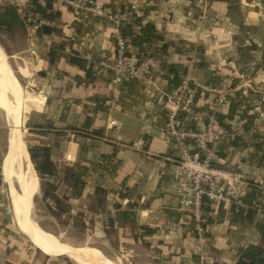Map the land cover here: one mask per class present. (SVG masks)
Segmentation results:
<instances>
[{"label":"crops","instance_id":"0c3cea01","mask_svg":"<svg viewBox=\"0 0 264 264\" xmlns=\"http://www.w3.org/2000/svg\"><path fill=\"white\" fill-rule=\"evenodd\" d=\"M44 1L39 0L41 4ZM51 1L62 12L53 24L56 31L51 35H41L35 28L15 32L24 37L20 39V47H6L17 77L37 90V95L26 92L38 105L22 112L20 125L18 121L12 123L7 140L9 154L7 149L4 156L0 154V264H65V260L57 257L70 260L66 255L44 252L15 224L9 169L15 171L19 181L28 182L27 200L31 209L39 189V180L34 189L27 170L17 166L18 159L27 162L20 131L24 113H28L29 141L49 149L55 168V177L51 179L56 181L58 195L72 193L68 171L80 175L83 182L80 194L68 200L69 215L76 216L70 217V224L90 230V238L98 242L94 249L101 264L104 263L98 251L108 264H203L202 254L204 264H234L235 252L240 247H264L261 242L264 164L258 158L249 159L246 150L228 148L221 142L220 164L224 168L237 169L252 182H263L258 187L261 206L256 208L251 224L239 216L249 206L205 207L202 235L206 242L201 245L190 216L180 207L175 194V181L180 178L176 164L179 148L162 132L166 111L155 103L156 90L136 81L114 84L113 75L100 66L115 57L117 29L111 21L68 9L62 6V0ZM104 1L108 8L129 13L135 33L152 26L161 37L153 42L149 53L157 60L154 78L161 88L167 86L164 79L167 66L179 64L186 67L185 74L189 73L197 83L211 86L236 83L233 86L238 88L236 92H253L264 101V0ZM6 4L21 12L27 7V0H0V5ZM128 45L132 52H137ZM52 50L57 56L54 65L48 60ZM2 52L0 48L1 59L8 64ZM70 58H77L78 64L70 63ZM2 61L1 74L7 70ZM7 67L13 76L9 69L3 76H9L10 84L0 85V105L5 98L2 89L8 88L11 103L16 107L23 93L10 65ZM202 96L198 94L197 104L201 110H207L210 98ZM7 110L5 107V114ZM227 111L228 106L218 113ZM113 119L116 125L110 124ZM260 130L264 131V123L260 124ZM4 184L11 213L5 205ZM123 212H129L130 217L123 219ZM73 256L77 262L81 260Z\"/></svg>","mask_w":264,"mask_h":264},{"label":"built area","instance_id":"2783aa9c","mask_svg":"<svg viewBox=\"0 0 264 264\" xmlns=\"http://www.w3.org/2000/svg\"><path fill=\"white\" fill-rule=\"evenodd\" d=\"M62 2L71 10L91 13L114 24L117 29L114 39L115 57L110 63H100L104 70L113 75L114 84L136 81L145 88L156 90L155 103L166 111L162 132L179 148L176 164L180 178L175 181V194L180 207L190 216L194 232L203 245L206 242L202 235L205 207L232 205L242 209L247 206L245 198L252 181L220 164L223 134L216 117L218 111L228 106L238 88L233 87L231 82H222L217 86L200 84L187 73L181 77L176 89L166 91L157 85L154 78V72L158 70L155 57L149 55L140 59L120 33L121 28L131 24L126 10L108 8L104 0ZM31 53L34 51L31 50ZM198 94L210 98L207 110H201L198 106ZM184 117L190 119L197 129L185 128ZM116 123L114 119L110 120L111 125ZM253 183L258 187L263 186L261 180ZM204 261L205 256L202 254L200 262L204 264Z\"/></svg>","mask_w":264,"mask_h":264},{"label":"trees","instance_id":"16d2710c","mask_svg":"<svg viewBox=\"0 0 264 264\" xmlns=\"http://www.w3.org/2000/svg\"><path fill=\"white\" fill-rule=\"evenodd\" d=\"M61 4L65 6L63 2ZM61 16V10H56L51 0H45L44 4H41L39 0H27V8L25 10L22 9L21 12L13 5H0V34L3 30L12 36L16 31L25 32L28 28H35L41 35H51L56 31L53 24ZM133 24L134 22L132 21L131 24L125 25L120 29V33L128 43L137 49V56L143 59L150 55L153 42L160 40L161 37L157 35L152 26L142 27L139 33H135ZM166 46L167 44L163 48H166ZM56 58V52L53 50L48 53V60L51 65H54ZM69 61L70 63L78 64L77 58H70ZM78 66L82 68L81 64ZM166 71L164 79L167 81V86L165 90L171 91L179 86L181 77L186 73V67L179 64H171L167 66ZM235 84L233 83V86ZM251 111L252 113H250ZM216 117L223 134L222 142L226 147L246 150L249 159L258 158V161L263 165L264 131L260 130L259 123L264 121V101L256 94H253V92H236L229 100L227 113H218ZM183 123L187 129H197L196 125L188 118L184 117ZM28 153L34 170L39 177L40 191L43 201L47 204V210L53 218L61 221L62 218L69 215L68 200L79 196L83 187L80 175L73 170L68 171L67 174L72 183V193L59 196L56 181L51 179L55 177V168L50 160L49 149L28 141ZM231 170L239 173L237 169ZM260 194L261 190L258 186L250 182L245 198V204L249 208L246 211L239 212L243 222L251 224L254 221L260 204L258 201ZM128 213L123 212V219L130 217ZM261 242L264 245V220ZM234 264H264V247L259 245L240 247L235 252Z\"/></svg>","mask_w":264,"mask_h":264},{"label":"rangeland","instance_id":"374dc122","mask_svg":"<svg viewBox=\"0 0 264 264\" xmlns=\"http://www.w3.org/2000/svg\"><path fill=\"white\" fill-rule=\"evenodd\" d=\"M27 7H24V10ZM17 33V31H16ZM20 33V32H18ZM2 34L0 36V48L2 49V51L5 53V55L7 56V62L10 65L14 75L16 76L17 80L19 81L20 85L19 88L21 90H23L24 92L26 91H30L31 93L37 95V90H35L33 87L29 86L28 83H25L23 81H21L18 77L17 74L10 62L9 59V54L10 52L7 51L6 47L10 48V47H16L19 48L21 45V40L24 38L23 35L22 36H18V35H10L8 32L3 31L2 30ZM21 39V40H20ZM5 46V47H4ZM2 52V53H3ZM7 64V63H6ZM7 64V66H8ZM10 70V69H9ZM11 72V70H10ZM12 74V72H11ZM13 76V74H12ZM33 90V91H32ZM2 103V102H1ZM4 112H3V111ZM28 113H24L22 115V123H21V135H22V139L24 140L25 146L27 148L28 151V141H29V134L27 131V124H26V119H27ZM264 122H260L259 124H263ZM11 132V122L10 120L6 117L5 114V106L4 104L0 105V154L2 156L5 155L6 149H7V140L9 139V135ZM25 150V147H24ZM26 167L24 168L25 170H27L28 172V176H29V180H30V185L35 189L37 187V181L39 180V177L37 179L35 171H34V166H32L30 159H29V155L27 154L26 150ZM7 167H8V161L5 162L4 166H3V171L5 174V178H6V171H7ZM39 185H40V180H39ZM9 186V184H8ZM4 188H5V205H7L8 210H10L11 213V207H10V200L7 194V187L4 184ZM32 192V191H31ZM36 196L34 198L33 201V209H32V215H33V219L36 221V225L34 223V221H31L33 226H36V229L43 233L47 238H58L61 242L68 244L69 246L72 247H90V248H95L98 245V242L95 239H91L90 238V233L89 231L85 230L84 227H82L80 224H74L78 227H73V225L70 224V217H75L76 216H71L68 215L65 218H62L61 221H57L54 223L53 220H51V215L47 210V204L46 202L43 201L42 199V193L40 191V186L38 191H36ZM10 197H11V193H10ZM11 203H12V208H13V213H14V218L16 220V215H15V207L14 204L12 202L11 199ZM18 208L20 207V204L18 202ZM21 208V207H20ZM16 224V222H15ZM14 224V226H15ZM44 227L45 229L49 230L50 232H52V234L42 230L39 225ZM54 234V235H53ZM37 247H39L40 249H42L44 252L50 254V255H66L70 260H68L66 257H57L59 259L65 260V264H75V261L73 260L74 256L71 252H69L67 249H63V250H59V249H55V248H49V247H45L42 246L39 243H35L33 242ZM102 261L104 264H108L105 260V258L103 257V255L98 251Z\"/></svg>","mask_w":264,"mask_h":264},{"label":"bare ground","instance_id":"6f19581e","mask_svg":"<svg viewBox=\"0 0 264 264\" xmlns=\"http://www.w3.org/2000/svg\"><path fill=\"white\" fill-rule=\"evenodd\" d=\"M0 61H2L1 55H0ZM2 62L4 63V60ZM4 66H5V68H7V70L5 71V73L4 72H2V74L0 73V85L2 87L8 86L10 84L9 76H8V78L3 77L6 74H8V69H9V67H7V65L5 63H4ZM2 90L4 91V97H5L4 100H2V101L6 105L5 107L8 108V110L6 111L7 112V114H6L7 118L10 120L11 125L13 122H16V121H18V124L20 125L21 120L19 118H21L22 112L33 107V105H35V106L38 105V102H36L33 99L32 95L30 93L21 91V89H20V92L23 93V97L22 96L20 97L19 103H16V107H14L13 104L11 103V100H10V97H11L10 90L11 89L9 90L8 88L7 89L3 88ZM12 164H14V163H12ZM9 171L10 172H9L8 184L10 185L9 190H10L11 195L13 193H14L13 196L15 195V197H14L15 199H12V196H11V199H12V202H13L14 207H15L14 209L16 211L15 212V215H16L15 222H16L17 229L19 231H21L22 233H24L32 242L39 243V244L46 246V247H54V248H57L59 250L67 249L68 251H71L74 255H77L81 259L80 261L77 262L76 259L73 258V260L75 261V264H101V260L99 259L98 255L96 254V251H95L96 249L90 248V247H77V248L71 247L68 244L61 242L56 237H54V238L48 237L47 238L43 233L36 230L35 226H33L31 223V218L33 219L32 209H31V207H29L30 204H29V201L27 200L28 182L25 181V184H24V182H21L18 180L17 174L15 173L14 170L9 169ZM18 185L21 187V190L18 189L19 188ZM20 191H22L21 194H20ZM18 202H19L21 208L20 207L18 208V205H17ZM29 217H31V218H29ZM33 221H34V223H36V221L34 219H33Z\"/></svg>","mask_w":264,"mask_h":264},{"label":"water","instance_id":"95a60500","mask_svg":"<svg viewBox=\"0 0 264 264\" xmlns=\"http://www.w3.org/2000/svg\"><path fill=\"white\" fill-rule=\"evenodd\" d=\"M20 131H21V128H20ZM8 143H9V141H8ZM26 150H27V148H26ZM8 154H9V144H8V148H7V156H8ZM17 165H20L22 167V169H24V167H25V161H24V159L23 158H21L20 160L18 159ZM7 218L9 220H11L12 219V216L11 215H7Z\"/></svg>","mask_w":264,"mask_h":264}]
</instances>
